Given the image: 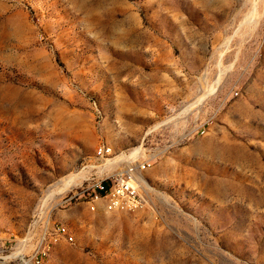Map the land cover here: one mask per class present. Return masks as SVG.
<instances>
[{"label":"rangeland","instance_id":"obj_1","mask_svg":"<svg viewBox=\"0 0 264 264\" xmlns=\"http://www.w3.org/2000/svg\"><path fill=\"white\" fill-rule=\"evenodd\" d=\"M0 264H264V0H0Z\"/></svg>","mask_w":264,"mask_h":264},{"label":"built area","instance_id":"obj_2","mask_svg":"<svg viewBox=\"0 0 264 264\" xmlns=\"http://www.w3.org/2000/svg\"><path fill=\"white\" fill-rule=\"evenodd\" d=\"M96 156L108 159L112 164V148L101 144L96 149ZM150 157L127 159L121 165L107 171H89L83 180L69 189L68 199L83 201L103 200L108 211H131L146 206L148 198L142 185L145 171L152 166ZM39 262V261H37Z\"/></svg>","mask_w":264,"mask_h":264},{"label":"bare ground","instance_id":"obj_3","mask_svg":"<svg viewBox=\"0 0 264 264\" xmlns=\"http://www.w3.org/2000/svg\"><path fill=\"white\" fill-rule=\"evenodd\" d=\"M221 69V68H220ZM213 89H215V88H213ZM212 89V90H213ZM211 90V89H210ZM214 91V90H213ZM239 155V154H238ZM241 160H244V159H241ZM78 177V174H71L70 176H68L64 181V184H62V186L63 185H69V184H71V183H73L75 180H76V178ZM61 188H64V187H61ZM253 197V196H252Z\"/></svg>","mask_w":264,"mask_h":264}]
</instances>
